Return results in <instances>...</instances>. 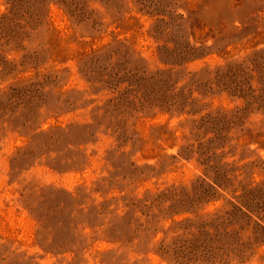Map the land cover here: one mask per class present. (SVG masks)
I'll use <instances>...</instances> for the list:
<instances>
[{
    "label": "rangeland",
    "instance_id": "rangeland-1",
    "mask_svg": "<svg viewBox=\"0 0 264 264\" xmlns=\"http://www.w3.org/2000/svg\"><path fill=\"white\" fill-rule=\"evenodd\" d=\"M0 264H264V0H0Z\"/></svg>",
    "mask_w": 264,
    "mask_h": 264
}]
</instances>
